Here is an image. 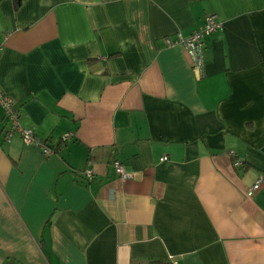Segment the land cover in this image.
<instances>
[{
	"label": "crops",
	"instance_id": "crops-1",
	"mask_svg": "<svg viewBox=\"0 0 264 264\" xmlns=\"http://www.w3.org/2000/svg\"><path fill=\"white\" fill-rule=\"evenodd\" d=\"M0 89V264H264V0H0Z\"/></svg>",
	"mask_w": 264,
	"mask_h": 264
},
{
	"label": "built area",
	"instance_id": "built-area-1",
	"mask_svg": "<svg viewBox=\"0 0 264 264\" xmlns=\"http://www.w3.org/2000/svg\"><path fill=\"white\" fill-rule=\"evenodd\" d=\"M218 27L217 21L214 19V15H207L204 18V22L201 26L195 29L187 38H182L179 35H176L173 40H166V44L171 46L174 44H179L184 48L186 54L189 58V64L194 73L199 77L202 74L203 69V37L210 32L214 31ZM0 110L1 118L4 125H6L5 139L8 141L9 138L17 134L23 143H32L40 147L42 154H48L51 152L42 141L38 140L32 133L29 128H24L19 125V112L17 108L13 105L10 97L3 93L0 89ZM65 135L61 138L64 140ZM227 155L232 157V165L238 167L241 165V161L234 158L231 151L227 152ZM165 159L162 157L161 160ZM111 167L113 168L114 173L121 180L128 179L130 173L124 169V166L120 161L113 159L111 161ZM83 174L90 178L91 174L89 170L83 171ZM262 178L258 177L252 185H250L245 190V196H249L261 183ZM172 263L175 264V261L172 260Z\"/></svg>",
	"mask_w": 264,
	"mask_h": 264
},
{
	"label": "trees",
	"instance_id": "trees-1",
	"mask_svg": "<svg viewBox=\"0 0 264 264\" xmlns=\"http://www.w3.org/2000/svg\"><path fill=\"white\" fill-rule=\"evenodd\" d=\"M61 141H64L62 138H61ZM42 143L45 145V140H42ZM48 147V146H46ZM50 151H53L52 148L48 147ZM146 264H173L172 263V260L170 259H151V260H148L146 262Z\"/></svg>",
	"mask_w": 264,
	"mask_h": 264
},
{
	"label": "water",
	"instance_id": "water-1",
	"mask_svg": "<svg viewBox=\"0 0 264 264\" xmlns=\"http://www.w3.org/2000/svg\"><path fill=\"white\" fill-rule=\"evenodd\" d=\"M264 150V149H263Z\"/></svg>",
	"mask_w": 264,
	"mask_h": 264
}]
</instances>
